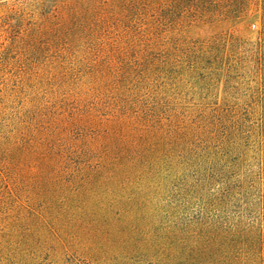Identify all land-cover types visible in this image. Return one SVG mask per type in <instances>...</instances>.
<instances>
[{"label": "trees", "instance_id": "obj_1", "mask_svg": "<svg viewBox=\"0 0 264 264\" xmlns=\"http://www.w3.org/2000/svg\"><path fill=\"white\" fill-rule=\"evenodd\" d=\"M2 6L0 264L18 188L80 174L146 191L129 264H264V0Z\"/></svg>", "mask_w": 264, "mask_h": 264}, {"label": "rangeland", "instance_id": "obj_2", "mask_svg": "<svg viewBox=\"0 0 264 264\" xmlns=\"http://www.w3.org/2000/svg\"><path fill=\"white\" fill-rule=\"evenodd\" d=\"M10 1L14 0H0V17L4 14L2 5ZM15 23L13 21L12 25ZM26 23L28 26L33 24L31 19ZM2 26L9 25L0 21V47L4 42ZM239 31L256 39L258 24L249 27L247 22L242 23ZM25 40V45L33 41ZM40 42L43 45L49 43L47 39ZM29 53L26 47H18L13 54L14 61L30 58ZM110 177L80 174L76 177L80 182L58 185L57 188H50L49 182L21 185L17 191L24 196L20 201H13L9 210L12 217L22 211L21 226L15 241L2 238L11 258L18 257L19 264H29L30 256L36 264H95L93 254L96 253L102 264H129L136 248L145 241V235L141 231L135 232L133 227L146 208L139 199L146 191L136 184H115ZM28 192L35 195L34 200L26 198ZM5 217L1 219L3 225ZM2 233L0 229V238Z\"/></svg>", "mask_w": 264, "mask_h": 264}]
</instances>
